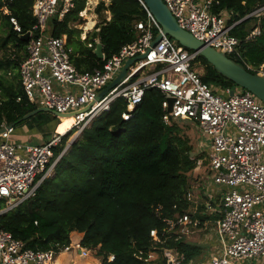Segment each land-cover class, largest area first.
Here are the masks:
<instances>
[{"label": "trees", "instance_id": "trees-1", "mask_svg": "<svg viewBox=\"0 0 264 264\" xmlns=\"http://www.w3.org/2000/svg\"><path fill=\"white\" fill-rule=\"evenodd\" d=\"M86 2L76 0L75 7L63 18L56 15L50 22L53 35H67L68 44L74 48L72 59L83 71L105 62L95 52L96 38L102 43L105 58H110L123 45L138 39L140 32L135 25L148 18L140 0L101 1L96 12L102 19L84 40L77 25L85 22L81 12ZM259 4L264 0H212L214 13L231 12L228 23L239 21L231 34L240 38L247 59L258 67L264 63V16L260 20L246 16ZM32 5L33 0H13L10 14H4L0 1L6 34L0 41V52L5 51L0 56V128L17 122L15 127L22 126L28 136L37 138L34 144H44L55 135L52 129L60 126L59 116L41 111L18 122L39 107L27 97L19 75L28 44L22 34L34 30L36 24ZM106 11L111 12L110 19ZM11 16L18 19L22 33L13 29ZM258 26L261 34L247 41ZM195 62L203 66L202 79L215 93L229 95L227 88L235 90L236 86L245 91L204 56L197 55ZM165 99L161 89H146L143 100L126 120L123 113L128 111V100L118 97L109 111L71 142L72 130L63 134L54 146L55 158H59L53 175L44 179L34 196L0 215V226L35 250L57 249L71 242L72 232H81L83 246L98 256L101 264H168L167 249L182 257L181 264L195 262L203 252L202 245L192 243L185 235L180 237L178 226L169 230L168 219L192 212L187 195L194 187L193 172L206 152L193 154V144L180 125L184 119L165 122ZM207 205L201 204L199 211L192 213L200 219L201 227L221 217L207 214ZM153 229L157 230L158 240L151 235ZM112 254L114 259H110Z\"/></svg>", "mask_w": 264, "mask_h": 264}, {"label": "built area", "instance_id": "built-area-1", "mask_svg": "<svg viewBox=\"0 0 264 264\" xmlns=\"http://www.w3.org/2000/svg\"><path fill=\"white\" fill-rule=\"evenodd\" d=\"M0 1L4 5L3 13L10 14L13 0ZM140 1L148 18L135 25L140 32L138 39L123 45L110 58L104 54L103 66L83 71L72 59L74 48L68 44L67 35L55 36L50 31L53 17L63 18L75 7L76 0H33L36 24L27 44V56L19 66L24 91L39 107L70 113L67 117H72L74 122L69 131L81 134L98 116L109 111L118 97L128 100V111L123 113L128 120L143 100L146 89H161L166 95L165 122L171 123L172 118L197 122L210 140L208 181L226 188L221 217L215 220L221 251L211 256L209 264H257L258 260H264V103L248 90H234L231 95L232 90L227 88L229 95L215 93L196 67L199 54L164 34L159 21ZM163 1L178 23L195 37L264 76V63L258 67L250 62L241 48L240 38L231 34L239 22L228 23L231 12L214 13L212 0ZM98 2L87 0L86 6H97ZM249 16L260 20L264 16V4L257 5L246 17ZM10 21L13 29L22 33L18 19L11 16ZM261 32V27H256L246 40L256 39ZM159 33L162 37L153 44ZM88 45L91 47L93 43ZM139 55L143 57L129 66L127 75L97 99L126 61ZM169 98H174L171 111H168ZM13 129L0 135V215L34 196L39 185L52 174L59 158H55L54 146L63 135L55 133L44 144H22L9 141ZM187 197L193 201L192 190ZM168 223L169 230L180 228V237L201 224L192 212L168 219ZM151 235L159 239L156 229ZM73 249L84 256L90 252L81 240H71L57 249L35 250L0 226V264H52L59 252ZM165 256L173 264L182 262V257L172 249L165 250ZM152 257L154 254H150ZM110 259H114L113 254Z\"/></svg>", "mask_w": 264, "mask_h": 264}, {"label": "water", "instance_id": "water-1", "mask_svg": "<svg viewBox=\"0 0 264 264\" xmlns=\"http://www.w3.org/2000/svg\"><path fill=\"white\" fill-rule=\"evenodd\" d=\"M143 2L148 6L150 11L161 24L164 34L169 35L170 37L175 39L183 47L189 50H193L199 55H202L207 58V60L211 64H213L221 74L225 75L227 78H229L245 90L252 92L259 100L264 103V76L249 70L244 64L227 55L225 52L218 50L213 46L207 45L204 41L195 37L190 31L183 28L178 23L172 11L163 0H143ZM31 35L32 32L28 31L22 34V37L26 41H29ZM161 37L162 33H159L156 36L153 44H156ZM95 52L101 58L104 57L103 46L100 40L97 41ZM142 57V55H139L128 59L122 67L120 73L114 78V80L109 85H107L106 88H104L98 94L97 99H100L105 93L113 89L127 75L129 66L134 61ZM232 94H234V90L231 91V95ZM173 101L174 98H169L168 111L172 110ZM41 111H49L59 117H67L70 115V113H61L56 110H52L49 107L42 106L38 107L34 111L29 112L28 114L20 118L18 122L28 119ZM16 124L17 122H13L0 128V135L8 129L14 128ZM168 264L173 263L172 261H169Z\"/></svg>", "mask_w": 264, "mask_h": 264}, {"label": "crops", "instance_id": "crops-1", "mask_svg": "<svg viewBox=\"0 0 264 264\" xmlns=\"http://www.w3.org/2000/svg\"><path fill=\"white\" fill-rule=\"evenodd\" d=\"M101 1H105V0H99V2L97 4H99ZM96 7L97 6L94 4L91 7L86 6V8H85L86 12H84L83 18L87 16V13L90 10L96 11ZM106 13H107L108 19H110L111 18V12L106 11ZM84 19H85V22L83 23L84 25L83 24H80V25L81 26L83 25L81 37H82V39L85 40L88 37V35H90L94 31L98 22L95 20L94 25L88 29L87 26H88L89 22H86V18H84ZM98 40L99 39H96V43ZM57 127H58V130L60 132L61 129L59 128L58 125H57ZM209 149H210V142L207 145L206 156L199 159V162H198L197 168L200 169L204 166L206 171H204L205 177L200 179L201 182L199 184H195L194 187L192 188V192H193L192 213L198 212L199 206L203 203H206V202L208 203L207 208L205 210V212H207V214H218V213L220 214L221 213V211H220L221 200H222V196H223L224 192L226 191V188H220L219 186H216V185H214L208 181V177L211 174L209 172V160H208ZM194 177H196V180H199L198 176H194ZM197 190L203 194V197L205 198L204 202H199V200L197 199V192H196ZM208 222L209 221H207L204 224L206 225ZM199 229H203V228L201 226L194 228L193 231L189 234H186L185 237L186 238L189 237L191 234H193L196 230H199ZM210 233H211V231H209L206 234L208 236L206 237V239L202 243L204 245H202L201 243H196V244L202 245L203 248L205 246L206 249H208V252L210 255L207 257H204L202 260H199V258H198L195 262H202L204 264H209L211 256L213 254L221 251V246L219 244L216 232H214L215 233L214 235L210 234ZM209 235H211V236H209ZM215 235L217 238V243L214 242L215 241V237H214ZM82 238H83V233H81V232L74 231L71 234V240H73V241H78V240H81ZM192 243H195V242H192ZM207 244H211V245L209 247H207ZM201 256H202V254H201ZM263 263H264V260L263 261L258 260V262H257V264H263ZM52 264H101V260L98 256H96L95 254H93L91 252H89L86 256H84V255H81V253L78 250L73 249L71 251L59 252L57 254L55 260L52 262Z\"/></svg>", "mask_w": 264, "mask_h": 264}, {"label": "rangeland", "instance_id": "rangeland-1", "mask_svg": "<svg viewBox=\"0 0 264 264\" xmlns=\"http://www.w3.org/2000/svg\"><path fill=\"white\" fill-rule=\"evenodd\" d=\"M84 18H86V22H89V20L92 18V19H94V21L96 20L99 23L101 21V19H102V16L99 13H97L95 10H90L87 13V16L84 17ZM3 22H4V18H0V41L6 35L3 32V30H2ZM82 26L78 25V27L83 30ZM11 51H12V47L10 46V49H9L8 52L10 53ZM4 52L5 51H3V50L0 52V56L1 57L4 55ZM196 67L200 70L201 73L204 71L203 66H200V64L197 63V62H196ZM10 77H11V75H10ZM235 91H237V92L239 91V87L238 86L235 87ZM60 119H61V121H60L59 128L61 129V131L59 132L58 127L56 126L57 128L52 129L54 133H61L62 134L67 129V127L70 125V123H71L70 117H63V118H60ZM180 125L183 127V131L186 134V136H188L190 138L191 144H193V147H194L193 154L194 155H198V154H201L204 151L206 152L207 151V145L209 144L210 140H209L208 136H206L204 134V132L201 131V129L199 128L197 122L195 120H192V119H184V120H180ZM22 129H23L22 126L21 127H15V132L12 135H10V141L15 142V143H22V144L38 143L36 137L28 136L26 134V132L22 131ZM21 132L25 133V135H23ZM72 132H73V134L71 135L69 142H71L78 135H80V134H76L75 130H73ZM37 134H41V133H37ZM48 136L50 137V135H48ZM41 138H42V136H41ZM204 171H206L204 166L202 168H200V169L197 168V169L194 170L193 177L194 176H198V178H199V180H196V177H194V185L195 184H199L201 182L200 179L205 177ZM53 173L54 172H52L51 175H53ZM196 192H197V199L199 200V202H204L205 198L203 197V194L201 192H199L198 190ZM202 228L203 229L196 230L193 234H191L186 239H188L189 241L195 242V243H201L202 244L203 241L208 236L206 234L209 231H211L210 234H213V235L215 234L214 233L215 232V222H213L212 220H209V222ZM209 236H211V235H209ZM214 237H215V241L214 240L213 241L215 243H217L216 235ZM202 245H204V244H202ZM210 245L211 244H207V247H209ZM209 255L210 254L208 252V249H206V247L204 246L202 256L199 258V260H202L204 257H207ZM255 261L256 260H253L252 262L255 263Z\"/></svg>", "mask_w": 264, "mask_h": 264}, {"label": "bare ground", "instance_id": "bare-ground-1", "mask_svg": "<svg viewBox=\"0 0 264 264\" xmlns=\"http://www.w3.org/2000/svg\"><path fill=\"white\" fill-rule=\"evenodd\" d=\"M94 23H95L94 20L90 19L87 28L88 29L91 28L94 25ZM70 119H71L70 125L67 127V129L62 134L67 133L69 131V129L71 128V126H72V124L74 122V119L72 117H70Z\"/></svg>", "mask_w": 264, "mask_h": 264}]
</instances>
